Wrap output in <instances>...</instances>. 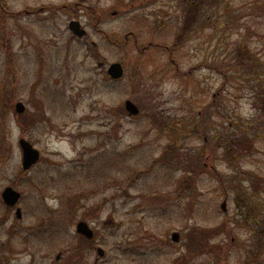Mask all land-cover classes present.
Masks as SVG:
<instances>
[{"label": "rangeland", "instance_id": "1", "mask_svg": "<svg viewBox=\"0 0 264 264\" xmlns=\"http://www.w3.org/2000/svg\"><path fill=\"white\" fill-rule=\"evenodd\" d=\"M192 1L0 0V196L20 192L23 213L17 221L16 210H0L11 216L0 264H264V241L246 227L234 189L249 184L251 168L230 167L213 141L232 118L257 115L248 77L222 76L241 31L213 14L187 27ZM114 63L125 69L119 81L107 75ZM21 139L41 153L27 172ZM81 221L95 244L77 234ZM74 247L83 255L68 263Z\"/></svg>", "mask_w": 264, "mask_h": 264}, {"label": "trees", "instance_id": "2", "mask_svg": "<svg viewBox=\"0 0 264 264\" xmlns=\"http://www.w3.org/2000/svg\"><path fill=\"white\" fill-rule=\"evenodd\" d=\"M213 1L215 2L214 5H210L208 8L205 0H193L189 8L187 27L190 28L196 22L198 23V16L203 17L204 14H210L211 16L213 14L225 26L235 27L238 31H241L242 39L239 45L232 48L230 53L232 59L226 68V72H222V76H224L225 82L229 80L228 73L239 79L244 76H246L245 78L248 77L249 85L252 87L250 98L253 101V107L257 110V115L249 119L232 118L229 124L230 131L223 137L220 134L215 135L213 141L216 151L221 152L224 150L221 160L224 159L230 164V167L235 166L237 162L239 164L237 167L241 171L244 164L251 168V170L247 169L243 172L245 176L249 177V184L243 185L244 179L240 181L241 184L238 187L234 186V189L238 191L237 198L243 196L242 202L244 205L243 203L242 206L239 205V209L245 211V214L240 215L244 216L243 220L247 224L246 227L251 228L250 232L253 233L252 237L254 239L264 241V175L257 162L259 158L263 160L261 156H264V0ZM153 48L160 49L158 46ZM260 48L262 49L260 50ZM161 49L166 50L165 48ZM10 50L9 48V53ZM169 53L171 54V52ZM9 56L11 58V55ZM217 102L218 98L216 97L214 102L207 107V111L211 112V118H214L213 115L216 113V106L219 105ZM205 114L206 111H202L199 115L200 126L201 123H204ZM207 151L212 154L210 149H206ZM202 168L206 169L205 166ZM219 182H221L224 189L227 188L223 177L219 179ZM261 190H263V193L260 192ZM260 198H262V201L259 200ZM10 234L14 233L10 232ZM10 236L13 237V235ZM82 240L95 244V241L90 242L84 238ZM211 242L212 240L209 239L201 240L199 244L201 251H209ZM83 251L82 248L74 247V249L67 252L65 258L68 263H74L76 259L80 260ZM226 255L224 254V257Z\"/></svg>", "mask_w": 264, "mask_h": 264}, {"label": "water", "instance_id": "3", "mask_svg": "<svg viewBox=\"0 0 264 264\" xmlns=\"http://www.w3.org/2000/svg\"><path fill=\"white\" fill-rule=\"evenodd\" d=\"M69 29L72 34L77 38H84L87 36V31L82 28V25L78 21H72L69 24ZM107 75L114 81H119L125 76V69L122 64L114 63L110 65ZM125 109L128 114L132 117H136L140 114L139 108L132 102L127 101L125 103ZM16 111L18 114H23L26 111V107L23 103H18L16 106ZM19 146L22 151V168L25 172L31 170L34 166H36L41 160V153L34 148V146L27 141L26 139H21L19 141ZM22 195L16 191L13 187H8L4 190L2 194V199L8 207H16L20 203ZM223 211H226V201L222 205ZM16 216L18 219H22V210L18 208L16 212ZM77 233L88 240H93L95 237V233L93 229L87 222H80L77 225ZM172 241L178 243L180 241V235L178 233H174L172 235ZM99 257H104L105 253L100 248L98 250ZM60 258V256H58Z\"/></svg>", "mask_w": 264, "mask_h": 264}, {"label": "flooded vegetation", "instance_id": "4", "mask_svg": "<svg viewBox=\"0 0 264 264\" xmlns=\"http://www.w3.org/2000/svg\"><path fill=\"white\" fill-rule=\"evenodd\" d=\"M3 192H4V190H3ZM3 192L1 193V196H0V205H1V207H0V210L2 211V210H4V211H7V212H9L10 211V213H12V211H15V210H17V208H9L8 206H6L5 205V203H4V201H3V199H2V194H3ZM21 200H22V198H21ZM21 202V201H20ZM3 208V209H2ZM10 209V210H9ZM10 217L11 216H9L8 214H6V212L4 213V214H0V231H2L3 230V228H4V226L8 223V221L10 220ZM23 219V218H22ZM21 219V220H22ZM21 220H18V221H21ZM18 225H16V224H12L11 225V227H10V232H15V231H17L18 230V227H17ZM30 229V228H29ZM27 232H28V230H27ZM29 233V232H28ZM95 240V239H94ZM94 240H92V241H94ZM2 244V246L0 247V253L1 254H8V253H10L11 252V250H10V248L8 249V245H9V243H8V241L7 242H4V243H1ZM8 244V245H7ZM97 250L99 249V247H98V245H97ZM62 258H61V256H60V258H57V261H59V260H61Z\"/></svg>", "mask_w": 264, "mask_h": 264}]
</instances>
